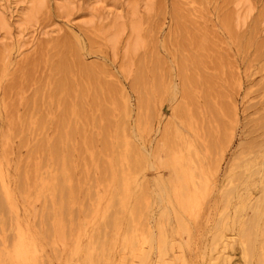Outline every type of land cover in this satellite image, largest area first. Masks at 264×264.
<instances>
[{"label":"rangeland","instance_id":"1","mask_svg":"<svg viewBox=\"0 0 264 264\" xmlns=\"http://www.w3.org/2000/svg\"><path fill=\"white\" fill-rule=\"evenodd\" d=\"M134 1L46 0L21 35L29 0L0 1L13 31L0 33V264H264V202L249 255L238 237L253 230L243 202L264 199V173L249 190L235 167L264 138V0H250L240 27L236 0H136L144 43L126 57L105 37ZM125 140L138 169L117 157ZM180 180L189 201L167 196L162 232L152 191L148 225L131 223L141 182L170 191Z\"/></svg>","mask_w":264,"mask_h":264},{"label":"bare ground","instance_id":"2","mask_svg":"<svg viewBox=\"0 0 264 264\" xmlns=\"http://www.w3.org/2000/svg\"><path fill=\"white\" fill-rule=\"evenodd\" d=\"M45 6H46V0H29L27 9L22 14V16L20 17V19L18 21V24H17L18 25V33H19V35L23 34L26 30L34 27L38 23L39 15L42 13V11L44 10ZM138 6H139V2L135 0L134 3L132 4V9H131L128 17H127V20L119 21L120 18L116 19L114 21V23L111 25V27L109 28V31H108V33H107V35L105 37L106 38V43L113 50V52L116 53L117 50L121 46H123L122 47L123 48V52H124L126 57H132L133 55H135L140 50V48L143 46V43H144V39H143L144 37H143V35L141 33V25H140V22L137 20V15H138V12H139V9H138L139 7ZM146 8H149L148 4H146ZM235 8H236V11H235L234 20H235L237 26L240 27V26H242V25H244L246 23V21H247V19L249 17V13L251 12L250 10L252 9V7H251V4H250V0H236L235 1ZM60 9L64 13H69L70 10H71V6L68 3V1H66V2H64L63 4L60 5ZM225 14H227V13H225ZM232 14L233 13H231V15ZM231 15L228 14V15L225 16V18L223 17L224 20L226 19L225 22L223 21L225 23L223 25H226V27L230 31L232 30L231 29V25H230L231 23L229 22V20H230L229 17ZM102 19H103V17L101 15H99V13H97L94 10L91 13V16H90L89 20H87V21L90 24L94 25L96 23V21L102 20ZM127 31H129L128 35L126 33ZM1 32H4L5 34H7L9 36V38H12L13 31H12L11 20L8 17V15H6L5 12L0 9V33ZM231 32L234 33L235 37L238 35V34H235V32L233 30ZM82 66L84 67L83 70L84 69L86 71L89 70V68L87 66H85V65H82ZM124 95H123V99H124L125 102L123 103L124 106L122 107V111H123V108H124V111L127 112L128 106H129V105H127L128 104V99ZM124 111H123V113H124ZM263 117H260L259 119H256L255 122L256 123L262 122ZM60 123H62V122H60ZM59 129H61V128H59ZM168 133L169 132L167 130L164 133V136H163V138H164L163 140L166 141V142H168V137H169ZM122 137L124 138V136H122ZM254 139L255 140H253V141L251 140L252 143H251V141L249 142V144L251 143L250 145H247L248 143L246 144V146H248V147L245 150L243 149L244 150L243 151L244 154L241 153V155H242L241 159L242 160L238 164V166H235V167H238V169L237 168L233 169V170L237 169L236 170L237 171L236 172V178L238 180L241 179V182H243L242 180H244V181L247 180V182L245 183L246 186L244 185V187H245V189H249V190L251 188H253V187L248 185L249 184L248 179L257 180L256 178H257L258 174L262 170H263V173H264V142H263L264 138L261 141V143H259L260 141L258 142L259 144H256L257 138H254ZM105 142H107V140ZM130 142H126V140H125L124 143L121 142L123 144L122 145L123 147L121 148L122 149L121 152H117V154L119 155L117 157L122 159V160L127 161L130 164V166H134L136 169H138V168H140V163L139 162L142 161V160H141V158H139L141 155L138 154L139 155V157H138L136 153H139L140 149H139L138 146L134 145L136 143L133 142V144H132ZM56 145H57V143H56ZM56 145H54V148H52L54 150L53 153H56V151L58 149V148H56ZM105 145H106V147H110V146H108V143L105 144ZM163 145L166 146L165 143ZM120 147H121V145L120 146L117 145V148H120ZM118 151H119V149H118ZM132 152L134 154H136V156L138 157V159L140 161L138 159H135L136 156L133 159L134 155L132 154ZM234 165H235V163H234ZM263 178H264V175L262 176V180H261L262 192H264V180H263ZM162 180L163 179H161V181ZM162 183H164V185L166 184L164 182V180L162 181ZM194 184H195V182H194ZM60 185H62V184H59L58 188L60 190H62L61 188H64L63 192H62V193H64L65 186L62 185L63 186L62 187ZM185 185H187V182H185L184 180H180L178 185L174 186V188H171V190L169 191V190L165 189L167 187L166 185H165L166 187L164 188L161 185V183L158 182V181H156L152 185L147 184L146 181L141 182L139 187H140V191L142 193H144V194H143L141 203H137L135 205L136 207L134 206L132 208L131 218H133V219L130 220L131 223H135L136 222V217H138L139 218L138 222H142L143 227H146V224L148 225V223H146L144 221V218L146 217V213L144 214L143 211L144 210L147 211L149 209V207H150V204H151L152 201L149 200L150 196H148V192L152 191V194L151 193L150 194L153 195V197H155V199L159 201V207L157 208L158 209V217H159V219L158 218L157 219L159 221L161 219V224L158 225V222H157V225H158L159 230H160L159 232H162V228H163L162 224H165L163 219L165 217L167 218V216H166V213H167L166 209H167V205H168L167 203H168V201H170L172 199L171 197L174 196V198L176 199V202L178 201L181 204L182 203L186 204L187 203L186 201H189L188 198H186L188 196V194H189V192H188L189 188H186L187 186L185 187ZM195 188H196V195L203 194L207 190V187H206L205 183L202 181V179L201 180L198 179V181L196 182ZM141 192H139V193H141ZM235 192H236V188H233L231 192H228V194H225V195H229L227 197L230 199V197ZM1 194H2V196H0V211L4 212L6 210V207H5L6 205H5V202H4V196L5 195H4L3 191H1ZM170 194L172 196L170 197L171 199L169 198L170 199L169 200V199H167V196L169 197ZM227 197H226L225 203L228 202L227 201ZM191 199H192V196L190 198V201H191ZM156 200H153V201L155 202ZM158 201H157V203H158ZM263 202H264V199L258 200L255 203H252L251 199H248L246 201V203L243 202V205L247 204V205L251 206V208L253 209V215H254V220L251 221V222H248V225H250L252 227V229H253L252 232L250 234H248V235L246 234V232H240L239 235H238V237L242 241V243L244 241V243L246 244L245 247H243V248L246 249V250H244V253H247V255H249V245H248V243L250 241L251 235H253L256 232L255 223L257 222L256 219L258 220L260 218L261 207H262ZM114 204L116 206V205H118V202L115 200ZM154 204H155L154 206L156 207L157 204L156 203H154ZM235 206H237V204ZM171 207H173V206H171ZM144 215H145V217H143ZM105 221H106L105 223H108L110 225L114 221V218H107ZM21 254H22L21 258L25 261L26 260V251L25 250L22 251ZM147 254L148 253H146V254L144 253V256H148ZM83 264H86V263H83ZM248 264H250V263H248Z\"/></svg>","mask_w":264,"mask_h":264}]
</instances>
